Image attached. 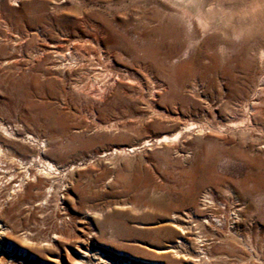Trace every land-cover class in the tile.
Masks as SVG:
<instances>
[{"label": "rangeland", "instance_id": "1", "mask_svg": "<svg viewBox=\"0 0 264 264\" xmlns=\"http://www.w3.org/2000/svg\"><path fill=\"white\" fill-rule=\"evenodd\" d=\"M214 22L0 0V264H264V61Z\"/></svg>", "mask_w": 264, "mask_h": 264}, {"label": "bare ground", "instance_id": "2", "mask_svg": "<svg viewBox=\"0 0 264 264\" xmlns=\"http://www.w3.org/2000/svg\"><path fill=\"white\" fill-rule=\"evenodd\" d=\"M169 3L180 12L190 13L195 23L203 30H209L215 25L214 20L217 19L218 23L224 28L220 33L221 41L216 48L219 52L232 51L236 41L247 43V35L257 36L251 46L256 49L257 59L260 62L264 61V0H215V6L217 7L214 8L218 17L213 16L214 10L208 4V0H169ZM246 9L249 12L245 15L240 16L237 14L242 11L246 12ZM187 23L190 25L189 21ZM1 152L0 149V154H2ZM47 166L50 172L53 171L51 164ZM204 207H207V205H204ZM213 222L215 223L214 228L221 226L219 220L214 219ZM1 229L2 225L0 224ZM1 234L2 231H0ZM79 253L82 257H86L88 251L80 250ZM97 254L99 253H92L94 257ZM101 263L107 264V261L102 260Z\"/></svg>", "mask_w": 264, "mask_h": 264}]
</instances>
